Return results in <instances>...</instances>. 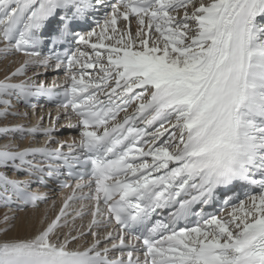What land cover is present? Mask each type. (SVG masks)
I'll return each instance as SVG.
<instances>
[{
  "label": "snow or ice",
  "instance_id": "obj_1",
  "mask_svg": "<svg viewBox=\"0 0 264 264\" xmlns=\"http://www.w3.org/2000/svg\"><path fill=\"white\" fill-rule=\"evenodd\" d=\"M104 9L96 28L76 30ZM73 41L75 51L66 47ZM0 43V55L27 57L0 80V138L48 135L4 119L27 115L9 112L13 98L27 104L53 95L31 77L12 81L55 60L70 73L61 106L83 128L84 159H74L90 165L87 183H77L51 218L45 212L23 222L17 232L25 234H10L16 216L5 213L0 264H264V0H0ZM37 156L65 165L70 158L47 146L0 147V168L29 177L0 172V205L15 201L23 211L47 200L30 191L43 182L45 168L29 159ZM48 174L59 177L60 166L49 165ZM237 185L258 192L239 204L225 195L224 217L196 211ZM77 199L93 203L73 215ZM165 208L174 209L168 219L153 221ZM88 215L87 230L77 229L74 221ZM97 228L111 248L101 247ZM131 236L140 247L126 244ZM141 248L143 259L134 255ZM114 251L121 255L110 258Z\"/></svg>",
  "mask_w": 264,
  "mask_h": 264
},
{
  "label": "bare ground",
  "instance_id": "obj_2",
  "mask_svg": "<svg viewBox=\"0 0 264 264\" xmlns=\"http://www.w3.org/2000/svg\"><path fill=\"white\" fill-rule=\"evenodd\" d=\"M205 3H207L208 1H204ZM135 23V20L133 19V22ZM120 25L123 26V21L120 22ZM135 27V28H134ZM133 33H135V29H136V23L133 26ZM99 31V29L97 30ZM3 45L2 43H0V48H2ZM86 51H88L89 49H85ZM0 57L3 58V61L0 62V80H2L4 78V76L13 71L16 67L19 66V64L21 62H23V60H25L27 57L25 55H21V54H12L8 57H4L3 55H0ZM38 66H29L26 69V73L24 76H19L13 79L12 82H18L21 80H25L28 77H31L33 79L34 82H38V80L40 79L39 75L36 73L38 70ZM88 71V70H87ZM91 73V71H88ZM79 72H77L78 74ZM94 74V73H93ZM50 77H56V74H53V76L48 75L46 77H41V78H47L49 79ZM12 103H13V107L14 109H9V112H20V113H27L26 116L23 115H18V116H12L9 115L8 117H6L4 119V124H6L9 127L15 126V125H24L25 127H45L48 126V124L53 123V127L55 128V133H53V139L52 141H50L49 143L52 145L53 142H55L56 138H58L59 140L62 139H66L69 136H71L72 134H74L72 129H68L66 130L65 133H61L60 131H56L57 127L59 125H64V122L61 120L64 119V115L63 114H58L59 118L57 119L56 113L52 114V115H47V111L46 110H36L31 111L34 115H30V110H28V108H25L23 106H21L20 104H18L16 101H14L12 99ZM1 107V106H0ZM46 111V112H43ZM37 113L42 114V116L37 115ZM56 115V116H55ZM48 135H44L43 137H40L38 134L35 136H27L26 139L21 142L19 139V135L17 134L15 137H3L0 138V147H2L4 144L9 143L11 141V143H13L14 145L18 146V148H22V147H26V146H30L34 143H38V142H46L48 140ZM1 172H5L7 173V169H0ZM245 203L248 202V199L244 200ZM61 202H62V197L58 196V197H53L51 198L46 204L43 205H39L38 208L36 209H25L22 212H13L12 210H0V212L5 215V213H7L9 216H16V220H14L13 224L16 225V229L13 230V233L10 234H20L23 235L25 233L23 232H17V229L19 228V226L27 221V220H31L33 217L39 219L40 217H42L45 212L47 213V215L51 218L52 216H54L56 214V212L59 211V208L61 206ZM231 211V210H229ZM228 212V211H227ZM16 213V214H15ZM88 219L87 218H83V219H79L77 218L74 221V226L79 229V230H83L86 225H87ZM72 225V221L70 222V226ZM81 225H83V228H81ZM64 231H68V229H64ZM91 236H87L84 238V240L87 239H91ZM84 240H82L81 242L83 243Z\"/></svg>",
  "mask_w": 264,
  "mask_h": 264
},
{
  "label": "rangeland",
  "instance_id": "obj_3",
  "mask_svg": "<svg viewBox=\"0 0 264 264\" xmlns=\"http://www.w3.org/2000/svg\"><path fill=\"white\" fill-rule=\"evenodd\" d=\"M204 1H208V0H204ZM181 12H182V10H181ZM174 14H176V13H174ZM122 22V21H121ZM134 24L135 23H132V30L135 28H133V26H134ZM122 26V25H121ZM135 31H136V29H135ZM1 61H3V58L2 57H0V62ZM88 71H91V73H92V70H88ZM2 107V106H1ZM10 109H14V108H10ZM59 127V126H58ZM57 127V128H58ZM61 133H65L66 132V130L65 129H61V130H59ZM21 142H23L24 140H25V137L21 140V139H19ZM0 210H4V209H0ZM3 213V212H2ZM1 212H0V228H2V227H4V224L2 223V221H3V214H2ZM16 214V213H15ZM14 221H12V223H13ZM71 222V221H70ZM75 225V224H74Z\"/></svg>",
  "mask_w": 264,
  "mask_h": 264
}]
</instances>
